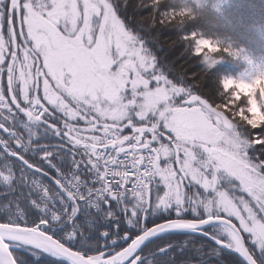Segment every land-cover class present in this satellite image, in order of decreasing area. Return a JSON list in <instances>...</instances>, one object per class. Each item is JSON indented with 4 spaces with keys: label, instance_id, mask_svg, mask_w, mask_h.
Masks as SVG:
<instances>
[{
    "label": "snow or ice",
    "instance_id": "snow-or-ice-1",
    "mask_svg": "<svg viewBox=\"0 0 264 264\" xmlns=\"http://www.w3.org/2000/svg\"><path fill=\"white\" fill-rule=\"evenodd\" d=\"M127 7L0 0V264H264V72L210 100Z\"/></svg>",
    "mask_w": 264,
    "mask_h": 264
},
{
    "label": "trees",
    "instance_id": "trees-1",
    "mask_svg": "<svg viewBox=\"0 0 264 264\" xmlns=\"http://www.w3.org/2000/svg\"><path fill=\"white\" fill-rule=\"evenodd\" d=\"M161 3L164 8L161 15L175 13L176 17H182L180 14L187 11L190 16L164 25L156 24L151 19L155 14L142 6V0H128L126 15L138 23L144 33L153 36L150 47L170 76L188 78L189 83L195 76L200 81L198 93L211 100L219 95L215 88L224 78L264 71V46L255 42L253 33L254 29L264 33V0H161ZM192 33L197 38L218 43L221 51L209 53L215 60L214 65H206L202 55L192 54L195 47ZM183 239L185 237H179L180 241ZM193 243L204 244L205 252L215 246L201 237H194ZM186 257L195 259L191 251ZM181 258L177 255V260ZM235 259L233 254L224 251L219 258H209V264H234Z\"/></svg>",
    "mask_w": 264,
    "mask_h": 264
},
{
    "label": "rangeland",
    "instance_id": "rangeland-1",
    "mask_svg": "<svg viewBox=\"0 0 264 264\" xmlns=\"http://www.w3.org/2000/svg\"><path fill=\"white\" fill-rule=\"evenodd\" d=\"M253 33L255 34V42H257L258 45H261V46H264V33L263 32H256V30L254 29ZM153 37V36H152ZM200 39H205L203 37H198ZM154 39L157 40V37H154ZM212 41V40H211ZM215 45L219 46L217 42L215 41H212ZM207 51V50H205ZM175 52V50H174ZM202 59H203V62L206 64V65H214L215 63V60H213L210 56V54H202ZM264 72V71H263ZM259 72L257 71H252V72H244L242 73L241 75H239L238 77H227V78H234V79H240V78H244V79H247V78H250L252 76H254L255 74H258ZM225 79V78H224ZM237 119H239V117H237Z\"/></svg>",
    "mask_w": 264,
    "mask_h": 264
},
{
    "label": "clouds",
    "instance_id": "clouds-1",
    "mask_svg": "<svg viewBox=\"0 0 264 264\" xmlns=\"http://www.w3.org/2000/svg\"><path fill=\"white\" fill-rule=\"evenodd\" d=\"M190 16V13L183 15L182 17H176L175 19H187Z\"/></svg>",
    "mask_w": 264,
    "mask_h": 264
},
{
    "label": "water",
    "instance_id": "water-1",
    "mask_svg": "<svg viewBox=\"0 0 264 264\" xmlns=\"http://www.w3.org/2000/svg\"><path fill=\"white\" fill-rule=\"evenodd\" d=\"M212 242V241H211ZM214 243V242H213Z\"/></svg>",
    "mask_w": 264,
    "mask_h": 264
}]
</instances>
